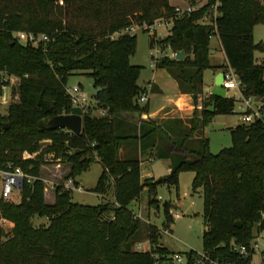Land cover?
<instances>
[{
	"label": "trees",
	"instance_id": "trees-1",
	"mask_svg": "<svg viewBox=\"0 0 264 264\" xmlns=\"http://www.w3.org/2000/svg\"><path fill=\"white\" fill-rule=\"evenodd\" d=\"M57 1L0 0V72L16 78L6 112L0 114V169L19 167L32 177L23 178L17 202L0 198V217L13 222L4 240L0 226V264H167L172 252L157 243L159 226L141 222L128 205L146 189L147 203L162 206V225L167 227L172 205L169 200L160 204L156 188L172 185L178 197L183 170L194 172L191 188H201L203 250L221 260L248 264L249 255L241 256L230 245L249 248L253 232L264 228V121L230 127L231 144L213 153L202 128L215 113L233 112L231 96L209 94L187 126L149 118L148 103L138 101L145 91L137 81L140 65L129 60L136 36L112 34L133 23L171 19L169 32L159 40L153 32L149 45L182 49L185 57H157L155 66L165 68L197 105L203 70L211 66L209 39L217 33L226 57L223 66L239 77L241 92L264 95V58L254 61V50L263 51L264 40L254 42L252 34L253 25L264 22V2L217 0L218 14L202 22L214 0L180 16L168 0ZM17 31L45 32L49 39L23 43ZM74 72L92 78L95 106L103 113L83 111L79 133L51 129L48 118L72 107L65 85ZM212 99L214 109L208 111ZM193 134L195 147L189 145ZM44 139H50L48 149L55 158L70 164L65 177L80 174L96 156L102 169L91 190L103 192L111 181L113 200L72 201L71 189L57 183L54 201L46 202L40 177L43 160L22 157L24 151H36ZM132 139L135 152L118 157L120 146ZM153 147L156 156L171 159L170 170L142 179L138 148L142 152ZM34 215L46 216L47 224L34 225ZM237 220L240 225L234 224ZM143 238L153 248H133ZM184 253L190 259L196 256L192 249Z\"/></svg>",
	"mask_w": 264,
	"mask_h": 264
},
{
	"label": "rangeland",
	"instance_id": "rangeland-1",
	"mask_svg": "<svg viewBox=\"0 0 264 264\" xmlns=\"http://www.w3.org/2000/svg\"><path fill=\"white\" fill-rule=\"evenodd\" d=\"M130 2L132 0H129ZM210 0H168V2L174 6L176 14L178 16L185 13L189 7L192 6H200L208 3ZM264 2V0H260ZM58 4L64 5L63 0H58ZM217 0L212 1L208 6V11L206 15L201 19L202 22H210V18L218 14V10L216 8ZM177 8V9H176ZM160 23L157 22L154 24V28L152 29H143L142 27H136L133 25V28H129V31L133 30V33L136 36V48L134 53L129 57L131 63L140 65V74L138 77V83L143 84L147 79L151 78L152 75L156 72V67L151 65L152 60L155 56H169L174 57L170 54L172 50L170 47H162L159 44H155L153 47L149 45L150 36L155 32V38L157 40L163 38L168 32L169 28L172 24L171 19L160 18ZM15 34V32H14ZM120 34L119 31L114 32L113 36H118ZM253 40L254 42H259L264 40V22H257L253 25ZM20 42H23V38L19 39ZM211 44H214V37L211 39ZM155 47H157L160 51L156 52ZM264 58V50H254V61L259 62ZM212 59L219 63L224 62V57L220 56V54L216 53L213 55ZM230 68H226V71H229ZM166 70V69H165ZM234 72V71H233ZM4 74V71H1L0 74ZM235 73V72H234ZM215 75H213V70L210 68H205L203 70V80L206 83H211L214 81ZM264 77V73H263ZM170 84V83H169ZM72 85H80L82 91L86 97V110L91 114H94L95 108V100L93 98L94 86L92 83V78L81 72H74L67 77L66 87H70ZM1 87V84H0ZM203 87V86H202ZM149 88V86H148ZM1 98H0V114L6 112V107L9 103L8 97H6V90H1ZM235 93L238 94L236 90H228L227 95H231ZM198 100H202V93L198 95ZM203 101V100H202ZM188 120V119H187ZM240 123L238 114L235 112L229 113H215L211 120L202 128V135L207 137L208 139V147L209 150L213 153L217 152L219 149L225 146H229L231 144L230 137V127L235 126ZM187 126V124H185ZM185 137V136H184ZM174 138V137H173ZM190 138V137H189ZM186 139V138H185ZM174 140H177L174 138ZM50 139H44L40 142V146L36 151H24L22 157L24 159L29 158H38L43 160L41 164V176L45 180H50L51 178H56V175H53V164L56 163L57 158H55L53 152L48 149L50 146ZM189 145L198 146V139L196 135L193 134L190 138ZM118 157L123 158L124 155L120 152H117ZM96 156L91 157L89 167L81 172L77 176V180L80 182V189L74 188L76 186L75 181H73V177L64 178V173L69 170V164L62 161L61 168V178L57 177L59 180H63L65 184L67 179H72L73 187H69L71 189L72 201L80 202V203H88V204H97L99 202L111 201L113 200V186L111 181L108 182L105 191L97 192L91 190L94 184L97 181L99 173L102 169L101 164L96 160ZM170 162L171 159L169 158ZM169 160L159 159L156 160L153 164V172L155 176L164 175L168 170V165L170 164ZM170 167V166H169ZM22 173H25L20 168ZM26 174V173H25ZM28 175V174H27ZM194 172L192 170H183L179 172L178 176V197L176 195L175 187L166 184H159L156 188L155 196L159 199L160 204L164 200H169L171 202V213L172 219L169 222L168 226L162 225L164 220V214L162 210V206L160 205L158 208L155 205H149L147 203V191L143 189L141 195L138 199H135L130 202L128 205L131 208L135 216L139 218L141 222L156 224L160 228V234L157 239V243L160 245L166 246L172 253L179 252L183 254L185 251L192 249L195 251H202V231L204 228L203 225V201L201 195V188L198 187L196 190L191 188V181L193 178ZM64 176V177H63ZM26 178V176H24ZM23 177V178H24ZM65 181V182H64ZM44 182V181H43ZM45 183V182H44ZM3 184V176L0 169V198L8 201L17 202L21 198V188L14 187L8 197H3L1 193V187ZM47 182L44 184V189ZM65 186V185H64ZM49 187V186H48ZM45 191V190H44ZM49 191L45 192L47 195ZM45 199V198H44ZM51 197L47 198V201H50ZM175 212L178 214L175 215ZM32 223L34 225L44 224L46 225L48 219L46 216H38L34 215L32 217ZM0 226L3 228V235L1 239L4 240L8 238L10 229L13 226V222L8 220L6 217H0ZM7 233V234H6ZM264 233V231L262 232ZM258 242H261V239H258ZM133 248L136 249H151L153 248V244L147 238H143L139 241V244H135Z\"/></svg>",
	"mask_w": 264,
	"mask_h": 264
},
{
	"label": "built area",
	"instance_id": "built-area-1",
	"mask_svg": "<svg viewBox=\"0 0 264 264\" xmlns=\"http://www.w3.org/2000/svg\"><path fill=\"white\" fill-rule=\"evenodd\" d=\"M198 7L199 6L189 7L186 12L196 9ZM160 21H161L160 18H157L151 24H148L146 21H142L141 23H133L119 32L120 34L122 32L132 33L133 30L129 31V28H133L134 27L133 25H135L136 27L143 26V28H149L153 30L154 24L156 22L159 24ZM15 36L17 37L18 40L20 38H23V43L30 42L31 44H36L40 40L45 41L49 39L48 34H46L45 32L34 34L31 32L17 31L15 32ZM154 49L156 52L160 51L157 47H155ZM174 54L175 52L171 53L172 56H174ZM157 57L155 56L154 53V58L152 60L151 65H155V60ZM7 80L8 82H5ZM15 81H16L15 76H9L8 78L7 76L0 74V84L1 87L3 88L11 87V85L15 83ZM10 82H12V84ZM222 86L226 88V92L232 89V90H236V92L238 93L237 95L233 93L228 96H231L234 99L233 112L238 114L240 123L248 124L255 120L264 121V95H256V94L244 95L240 90L239 77L233 72L231 68L229 69V71L225 70ZM66 91L69 94L71 106H80L82 108V111H85L87 102H86L85 94L81 89V86L72 85L70 87H66ZM9 97L10 99L12 98L11 93ZM146 98H147L146 92H142L138 96V101L144 102ZM1 173L3 176L1 193L2 196L5 198L10 195L14 187L21 188L22 180L24 176H26L27 180L32 179L30 175L22 173L19 167H14L12 169H2ZM63 185H65L64 187L66 188L73 187L72 179L70 178L67 179L65 184ZM177 214L178 213L175 212V215ZM261 215L264 216V212ZM263 231L264 228L255 230L253 232V237L250 240L249 248H247L244 244H238L233 242L230 245L231 250L240 254L243 257L249 255L250 258L248 264H264V233H262ZM258 239H261V242H258ZM154 256L157 257V254H154ZM170 257L171 258L168 260L167 264H238L235 261L221 260L217 257L212 256L209 252L204 250L196 251V256H193L191 259L186 253L181 254L179 252L171 253ZM157 262L158 261H155L154 264H158Z\"/></svg>",
	"mask_w": 264,
	"mask_h": 264
},
{
	"label": "crops",
	"instance_id": "crops-1",
	"mask_svg": "<svg viewBox=\"0 0 264 264\" xmlns=\"http://www.w3.org/2000/svg\"><path fill=\"white\" fill-rule=\"evenodd\" d=\"M212 37H214L213 45L211 44ZM172 52H175V51L171 50L170 54ZM216 53L220 54V56L222 54V56L225 59V63L224 62L219 63L212 59L213 55H215ZM209 62L211 66L208 68L213 70V75H216L219 71L225 72V69L228 68L226 66H223V64H226V57H225V54H224V51H223V48H222V45H221V42H220V39L217 33L212 34L209 39ZM155 67H156V70H155L156 72L152 75V77L147 79L143 84H140L141 86L145 88L144 92H146L147 94V98L144 101L148 103V111L146 115L149 118L157 120L158 123H164V122L174 123L175 122L177 123V125H180V126H185V124L188 125L189 118L194 115L195 109H199L201 107L202 101H199V103L195 105L191 94L188 92L180 91L177 81L171 76V74L167 70H165V68L157 67V66ZM202 77H203V74H202ZM213 82L214 81H212L211 83H206L203 80L202 100L206 99L209 96L210 88L212 87ZM10 83L12 84V82ZM10 88L11 87H6V88L0 87L2 91L6 90L5 92L6 97H8L9 101L11 100L9 97L11 93ZM225 95H227V92ZM0 96H1V92H0ZM93 112L94 114L99 115L102 113V110L95 106ZM135 150H136L135 140L132 139L130 141L124 142L118 149V152L126 156L130 153L133 154ZM155 154L156 153H155L154 147L151 149H146L145 151H142V152L138 148V157L140 159V176L142 179L145 177H152V178L158 177V176H155L153 172L154 162L159 159L169 160V157H158ZM96 160L99 162L98 158H96ZM65 163L69 164L68 162H65ZM61 165H62V161L59 158L57 159L56 163L53 164V168H52L54 170L53 175H56V178L45 180L46 178L44 179L40 174L41 179L45 183L46 182L48 183L46 184L44 190L49 191V188L51 189V191L48 192L49 193L48 195L44 191V198H45V201L48 203H52L54 201V197H55L54 185L57 183L64 184L63 180L61 181L57 179V177H60V178L62 177L60 174L61 172L60 167H62ZM41 166H40V173H41V168H42ZM169 166L170 164L167 167L168 168L167 172H169L170 170ZM69 168H70V164H69ZM68 171L64 173V176L68 173ZM78 175L73 177V181H75V184H76V187L74 188L76 189H80V185H79L80 181L77 180ZM48 197H51L50 201H47Z\"/></svg>",
	"mask_w": 264,
	"mask_h": 264
},
{
	"label": "water",
	"instance_id": "water-1",
	"mask_svg": "<svg viewBox=\"0 0 264 264\" xmlns=\"http://www.w3.org/2000/svg\"><path fill=\"white\" fill-rule=\"evenodd\" d=\"M185 57L184 50L180 49L175 51L174 58L182 59ZM224 79V72L219 71L215 77L212 87L210 88V94L214 96H225L226 88L222 86ZM208 111L214 109V99H212L209 106L206 107ZM82 108L80 106H72L70 111L67 113H61L54 116H51L47 120L48 127L51 129L54 128H66L74 133H79L82 125ZM7 126V122L4 123ZM235 225H240V222L237 220L234 222Z\"/></svg>",
	"mask_w": 264,
	"mask_h": 264
}]
</instances>
